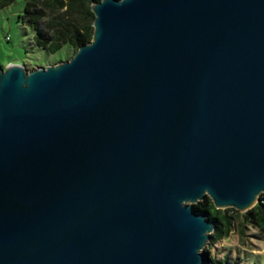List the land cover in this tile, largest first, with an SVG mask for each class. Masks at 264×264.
<instances>
[{
  "label": "water",
  "instance_id": "obj_1",
  "mask_svg": "<svg viewBox=\"0 0 264 264\" xmlns=\"http://www.w3.org/2000/svg\"><path fill=\"white\" fill-rule=\"evenodd\" d=\"M91 42L0 62V264H218L264 193V0H98Z\"/></svg>",
  "mask_w": 264,
  "mask_h": 264
},
{
  "label": "trees",
  "instance_id": "obj_2",
  "mask_svg": "<svg viewBox=\"0 0 264 264\" xmlns=\"http://www.w3.org/2000/svg\"><path fill=\"white\" fill-rule=\"evenodd\" d=\"M14 0H0V7L9 6ZM98 0H25V11L20 16L35 32V45L47 53L69 57L75 55L78 48L91 42L93 37L94 12L91 3ZM42 64V63H40ZM201 214L214 221L215 231L211 239L219 240L228 231L236 229L238 219L231 215L233 208L216 209L211 198L199 201L194 207ZM240 216V231L245 235L243 223L254 228L258 236L264 238V193L259 196V201L247 212ZM212 247L205 251L218 264H236L229 254V250L222 252L217 259V252H211Z\"/></svg>",
  "mask_w": 264,
  "mask_h": 264
},
{
  "label": "rangeland",
  "instance_id": "obj_3",
  "mask_svg": "<svg viewBox=\"0 0 264 264\" xmlns=\"http://www.w3.org/2000/svg\"><path fill=\"white\" fill-rule=\"evenodd\" d=\"M25 0H14L9 6L0 7V62L6 66L10 62L25 65L30 70L44 65L54 64L69 57L47 55L45 50L35 45V32L31 26L20 17L25 11ZM42 63V64H40ZM242 211H231L238 222L236 229L228 231L219 240L210 239L203 251L209 246L212 251L217 252V259L221 258L222 252L229 250V254L236 261V264H264V238L258 236L256 230L243 223L245 232L241 234L238 214Z\"/></svg>",
  "mask_w": 264,
  "mask_h": 264
}]
</instances>
